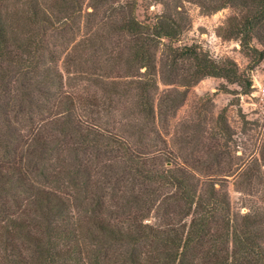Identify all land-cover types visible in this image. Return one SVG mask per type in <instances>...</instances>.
<instances>
[{"label": "trees", "instance_id": "16d2710c", "mask_svg": "<svg viewBox=\"0 0 264 264\" xmlns=\"http://www.w3.org/2000/svg\"><path fill=\"white\" fill-rule=\"evenodd\" d=\"M111 1L89 0L88 7L95 11ZM212 4L209 12L227 6L243 11L232 19L230 34L243 49L263 58L264 52L250 44L253 39L264 40V0H212ZM21 6L19 14L13 11L10 16L0 8V264H264V213L233 214L226 194L216 192L214 183L202 191L186 170L148 168L139 154L129 150L125 139L99 133L78 117L76 99L62 91V75L46 62L43 53L46 33L60 31L83 12L82 1L55 0L47 6L42 0H22ZM105 11L109 17L114 14L111 6ZM15 17L27 29L37 30L28 29L25 44L16 41ZM109 25L129 36V63L144 70L147 78L139 83L144 123L126 126L125 133L132 136L143 134L153 116L150 92L157 87V70L162 71L164 82L177 81L186 62L187 88L206 77L239 79L233 61L215 62L193 47L169 46L167 57L157 65L156 49L161 41H172L180 33L171 14L156 17L153 23L128 14L120 21L110 19ZM5 94L9 100L4 101ZM180 100L170 101L172 109ZM91 105L97 107L95 101ZM44 112L56 113L51 130L71 136L81 152L115 154L120 163L105 166L101 177H96L78 163L76 149L68 154L69 159L72 156L68 166L48 173L58 141L30 136L19 147L22 134L13 123L19 116ZM163 186L173 193L161 203L158 191ZM110 198L115 203L107 207ZM164 205L176 206L178 214L184 211L191 218L189 224L168 223L164 229L142 225L153 209L158 213ZM116 210L123 215L118 216ZM73 211L91 217L73 221L69 216ZM110 214L116 220L128 217V225L112 220ZM217 226L224 230L217 232ZM144 243L154 249L156 261L139 250ZM77 244L84 245V253L76 252Z\"/></svg>", "mask_w": 264, "mask_h": 264}, {"label": "rangeland", "instance_id": "374dc122", "mask_svg": "<svg viewBox=\"0 0 264 264\" xmlns=\"http://www.w3.org/2000/svg\"><path fill=\"white\" fill-rule=\"evenodd\" d=\"M42 1L49 6L55 0ZM81 1L83 12L77 13L60 31L46 33L43 53L46 62L62 75V91L76 99L78 117L99 133L125 139L129 150L139 154L148 168L186 170L200 183L202 191L207 184L214 183L216 192L226 194L233 214L264 213V56L260 59L254 52L243 49L240 41L230 34L232 19L240 17L243 11L227 6L209 12L212 0H113L92 11L89 0ZM21 5L22 0H0L1 11L8 16L13 11L19 14ZM110 6L114 10L111 17L105 11ZM128 14L138 21L151 23L156 17L171 14L178 23V36L172 41H161L157 47V65L167 57L169 46L193 47L215 62L233 61L239 79L234 83L206 77L187 88L186 62L177 81L164 82L162 71L157 70L154 78L157 87L150 92L154 113L146 122V131L135 136L125 133L129 129L127 125L144 123L139 83L147 80L144 70L132 68L129 63V36L115 32L109 25L110 19L120 21ZM15 27L19 44L28 41L29 30H36L29 27L28 30L17 17ZM250 47L264 52V40L253 39ZM15 53L21 54V51ZM9 88L14 91L13 86ZM4 98L9 100V95L5 94ZM172 99H181L173 109ZM92 101L98 108L91 105ZM55 114L44 112L13 120L22 134L19 147L30 136L58 141L57 156L51 158L53 166L48 173L68 166L72 159L68 154L76 149L78 163L87 166L96 177H101L105 166L120 163L115 154L88 149L83 153L71 136L62 137L52 131ZM172 193V188L161 187L159 202L163 203ZM113 203L110 198L106 206ZM176 209L165 205L158 213L153 209L142 225H158L163 229L168 223L187 226L191 218L185 217L184 211L176 213ZM116 214L123 215L119 210ZM110 215L112 220L128 225V217L116 220ZM69 216L73 221L84 222L91 214L77 215L73 211ZM215 230L220 232L224 228L217 226ZM84 248L83 244H77L76 252L84 253ZM139 250L156 261L150 244H141Z\"/></svg>", "mask_w": 264, "mask_h": 264}]
</instances>
